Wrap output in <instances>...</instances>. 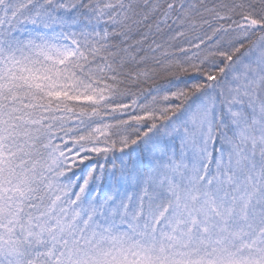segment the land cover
<instances>
[{
    "label": "snow or ice",
    "instance_id": "obj_1",
    "mask_svg": "<svg viewBox=\"0 0 264 264\" xmlns=\"http://www.w3.org/2000/svg\"><path fill=\"white\" fill-rule=\"evenodd\" d=\"M0 264H264V0H0Z\"/></svg>",
    "mask_w": 264,
    "mask_h": 264
}]
</instances>
